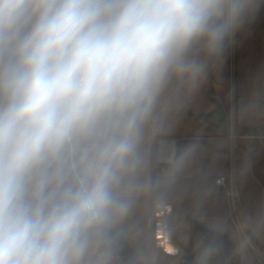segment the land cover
Instances as JSON below:
<instances>
[{
	"label": "clouds",
	"instance_id": "clouds-1",
	"mask_svg": "<svg viewBox=\"0 0 264 264\" xmlns=\"http://www.w3.org/2000/svg\"><path fill=\"white\" fill-rule=\"evenodd\" d=\"M261 7L0 0V264H114L148 144Z\"/></svg>",
	"mask_w": 264,
	"mask_h": 264
},
{
	"label": "crops",
	"instance_id": "crops-1",
	"mask_svg": "<svg viewBox=\"0 0 264 264\" xmlns=\"http://www.w3.org/2000/svg\"><path fill=\"white\" fill-rule=\"evenodd\" d=\"M148 151L154 191L137 201L120 231L140 264H207L216 249L203 254L210 245L192 221L229 237L237 256L230 264H262L264 7L196 91L168 112ZM232 169L241 193L235 208L216 184ZM114 264L124 263L115 256Z\"/></svg>",
	"mask_w": 264,
	"mask_h": 264
},
{
	"label": "trees",
	"instance_id": "trees-1",
	"mask_svg": "<svg viewBox=\"0 0 264 264\" xmlns=\"http://www.w3.org/2000/svg\"><path fill=\"white\" fill-rule=\"evenodd\" d=\"M192 227L212 248L216 249L207 264H230L231 241L227 235L214 233L196 221H192ZM116 257L120 258L124 264H140L136 252L121 232L118 236Z\"/></svg>",
	"mask_w": 264,
	"mask_h": 264
},
{
	"label": "built area",
	"instance_id": "built-area-1",
	"mask_svg": "<svg viewBox=\"0 0 264 264\" xmlns=\"http://www.w3.org/2000/svg\"><path fill=\"white\" fill-rule=\"evenodd\" d=\"M216 184L225 187L228 190V195L231 199L233 207L235 208L237 204L241 203V193L238 182L236 180V175L234 169L228 175L220 176L216 179ZM261 263L264 264V256L260 255ZM237 259L236 253H232L230 257L231 263H235ZM182 264H188L187 259H184Z\"/></svg>",
	"mask_w": 264,
	"mask_h": 264
}]
</instances>
